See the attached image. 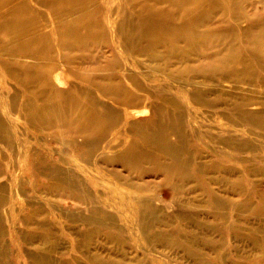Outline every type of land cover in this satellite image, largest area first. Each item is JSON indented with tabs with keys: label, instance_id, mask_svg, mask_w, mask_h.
I'll return each mask as SVG.
<instances>
[{
	"label": "rangeland",
	"instance_id": "obj_1",
	"mask_svg": "<svg viewBox=\"0 0 264 264\" xmlns=\"http://www.w3.org/2000/svg\"><path fill=\"white\" fill-rule=\"evenodd\" d=\"M0 264H264V0H0Z\"/></svg>",
	"mask_w": 264,
	"mask_h": 264
}]
</instances>
